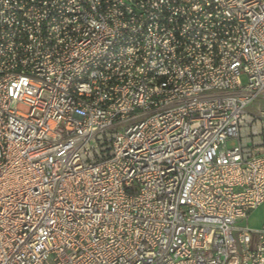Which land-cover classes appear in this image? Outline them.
Masks as SVG:
<instances>
[{
  "label": "built area",
  "instance_id": "built-area-1",
  "mask_svg": "<svg viewBox=\"0 0 264 264\" xmlns=\"http://www.w3.org/2000/svg\"><path fill=\"white\" fill-rule=\"evenodd\" d=\"M261 204L264 0H0V264H264Z\"/></svg>",
  "mask_w": 264,
  "mask_h": 264
},
{
  "label": "crops",
  "instance_id": "crops-1",
  "mask_svg": "<svg viewBox=\"0 0 264 264\" xmlns=\"http://www.w3.org/2000/svg\"><path fill=\"white\" fill-rule=\"evenodd\" d=\"M237 224L253 229L259 228L264 224V204H261L257 209L252 211L246 220L238 221Z\"/></svg>",
  "mask_w": 264,
  "mask_h": 264
},
{
  "label": "rangeland",
  "instance_id": "rangeland-1",
  "mask_svg": "<svg viewBox=\"0 0 264 264\" xmlns=\"http://www.w3.org/2000/svg\"><path fill=\"white\" fill-rule=\"evenodd\" d=\"M241 79H242V81H245V77L244 76H242Z\"/></svg>",
  "mask_w": 264,
  "mask_h": 264
}]
</instances>
